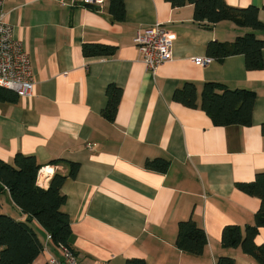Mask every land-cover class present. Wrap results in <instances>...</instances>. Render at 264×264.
Instances as JSON below:
<instances>
[{
  "label": "crops",
  "instance_id": "0c3cea01",
  "mask_svg": "<svg viewBox=\"0 0 264 264\" xmlns=\"http://www.w3.org/2000/svg\"><path fill=\"white\" fill-rule=\"evenodd\" d=\"M70 1H3L12 35L29 54L34 85L30 96L0 100V159L13 163L16 153L33 155L40 167L52 168L47 181L36 182L43 188L54 173L65 176L60 189L61 210L71 227L68 246L83 264H126L129 258L216 264L219 257L258 264L239 247H224L221 231L237 225L244 232L260 204L236 183L252 181L264 170V48L261 67L248 70L242 54L212 58L206 46L249 32L263 38V31L228 19L195 21L188 2L173 7L166 0H123L124 17L117 19L109 11L110 0L101 7ZM225 2L257 6L264 24V0ZM156 22H163L174 40L172 59L152 74L134 37ZM93 43L114 51L85 54L83 46ZM195 57L210 60L201 65ZM185 81L196 85V107L173 98ZM206 81L254 91L251 123L215 125L199 106ZM110 84L121 89L113 119L102 112ZM155 158L168 160L165 171L146 166ZM69 161L79 165L74 176L68 175ZM0 183V211L28 222L42 244L31 264L60 257L48 232ZM190 217L207 237L199 256L175 245L178 223ZM255 242L264 243V227Z\"/></svg>",
  "mask_w": 264,
  "mask_h": 264
},
{
  "label": "trees",
  "instance_id": "16d2710c",
  "mask_svg": "<svg viewBox=\"0 0 264 264\" xmlns=\"http://www.w3.org/2000/svg\"><path fill=\"white\" fill-rule=\"evenodd\" d=\"M171 6H182L191 3L194 7L193 19L198 22L216 23L221 20H232L238 26L263 31L264 24L258 19L259 8L255 5L235 7L225 0H166ZM264 9V5L262 7ZM109 11L117 19H123V0H110ZM264 37H257L253 32L237 36L231 42L210 41L206 46V54L212 58L222 59L229 55L242 54L245 68L258 69L262 65V49ZM85 54L104 55L114 51V46L93 43L83 46ZM107 104L103 114L113 119L121 96V89L108 85ZM199 106L210 117L215 125H249L253 112L255 93L245 88L229 89L221 83L206 81L202 85ZM14 91L0 87V100H17ZM173 98L188 107L197 106V88L191 81H185L176 88ZM264 145V122L261 125ZM64 161V159H61ZM168 160L155 158L146 161L148 168L165 171ZM69 176H74L78 163L69 161ZM40 168L33 155L16 153L13 163L0 159V181L4 183L11 198L30 218L36 219L48 232L54 244L68 246L71 227L68 216L61 210L64 195L61 184L64 175L54 173L47 187L37 185L36 176ZM239 190L259 199L260 204L254 214L252 224H247L244 232L237 225H225L221 231V243L227 248L239 247L241 251L258 264H264V243L257 244L255 237L260 227H264V170L256 173L249 182H237ZM207 244L205 231L190 217L178 223L175 245L185 253L199 256L204 253ZM0 264H31L39 255L42 244L35 231L26 221H18L0 211ZM47 264V263H46ZM126 264H148L143 258H129ZM216 264H234V259L219 257Z\"/></svg>",
  "mask_w": 264,
  "mask_h": 264
},
{
  "label": "built area",
  "instance_id": "2783aa9c",
  "mask_svg": "<svg viewBox=\"0 0 264 264\" xmlns=\"http://www.w3.org/2000/svg\"><path fill=\"white\" fill-rule=\"evenodd\" d=\"M0 0V87L12 90L19 97L32 94L34 76L28 52L22 42L12 35V27L5 20V13ZM109 0H71L72 3L101 7ZM173 32L163 22H156L136 31L134 42L142 54L145 68L155 74L157 68L172 59ZM209 57H195L196 64L204 65ZM52 168L40 167L36 182L47 181ZM50 237V235H49ZM61 249L60 257L50 256L47 264H83L78 261L71 248L65 244H57Z\"/></svg>",
  "mask_w": 264,
  "mask_h": 264
},
{
  "label": "water",
  "instance_id": "95a60500",
  "mask_svg": "<svg viewBox=\"0 0 264 264\" xmlns=\"http://www.w3.org/2000/svg\"><path fill=\"white\" fill-rule=\"evenodd\" d=\"M3 187V185L0 183V188H2Z\"/></svg>",
  "mask_w": 264,
  "mask_h": 264
}]
</instances>
